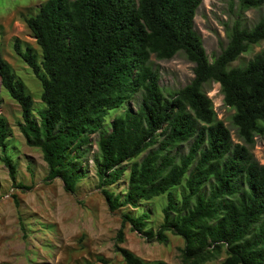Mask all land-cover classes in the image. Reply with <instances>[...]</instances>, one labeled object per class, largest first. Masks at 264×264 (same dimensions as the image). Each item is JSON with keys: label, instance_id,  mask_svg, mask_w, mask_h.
Masks as SVG:
<instances>
[{"label": "trees", "instance_id": "obj_1", "mask_svg": "<svg viewBox=\"0 0 264 264\" xmlns=\"http://www.w3.org/2000/svg\"><path fill=\"white\" fill-rule=\"evenodd\" d=\"M202 2L46 0L24 17L40 53L19 39L14 43L42 84L45 108L39 121L33 96L0 49L1 83L21 106L27 144L43 153L46 181L59 178L75 193L84 176L83 146L100 132L96 173L111 212L167 195L156 230L148 229L147 212L122 215L115 251L125 264H169L147 262L123 246L127 224L148 240L167 242L168 232L181 236L185 264H205L223 252L220 264H264V165L250 150L256 135L264 134V49L246 65L230 67L264 41V11L251 28L239 20L228 27L227 46L210 61L195 29ZM239 6L242 13L264 9V0H239ZM180 52L194 63V78L167 96L150 59H171ZM212 83L220 84L225 104L235 110L232 124L245 144H234L218 119L206 90ZM137 94L139 108H126L104 131L110 112ZM8 138L7 119L0 115V158L15 183ZM185 143H190L186 154L177 149ZM127 170L126 192L109 189Z\"/></svg>", "mask_w": 264, "mask_h": 264}, {"label": "rangeland", "instance_id": "obj_2", "mask_svg": "<svg viewBox=\"0 0 264 264\" xmlns=\"http://www.w3.org/2000/svg\"><path fill=\"white\" fill-rule=\"evenodd\" d=\"M46 0H0V49L21 78L34 99V116L39 121L40 110L45 108L41 99L42 84L26 61L15 51L19 39L23 45L33 46L39 53L36 39L27 27L24 17L35 14ZM263 8L241 12L239 0H203L195 16V29L201 34L204 47L213 61L229 42L228 27L237 20L245 27H253L261 18ZM264 49V41L243 53L230 67L244 66ZM150 64L160 73V85L167 96L182 89L194 78V63L180 52L171 59L151 56ZM212 98L218 119L230 129L233 143L245 144L232 124L235 110L224 102L219 83L206 86ZM141 94L135 95L123 107L110 112L104 131H110V122L126 108L137 110ZM0 115L7 119L9 127L7 153L17 166L16 184L8 167L0 158V264H125L121 254L115 251V238L121 226L122 215L150 214L148 229L156 230L163 222V208L167 195L151 201H142L137 208L122 207L111 212L99 186L95 156L98 154L100 132L90 135L80 157L83 178L75 193L64 189L63 181H46L48 165L40 148L27 144L21 132L23 123L21 106L3 87L0 79ZM190 143L177 148L181 153L189 151ZM255 159L264 165V134H258L250 146ZM176 151V150H175ZM148 151L136 160H141ZM132 161L124 166L130 168ZM129 170L122 180L109 187L123 194L128 187ZM123 246L131 249L147 262L163 260L169 264H185L181 249L184 239L168 232V241L148 240L142 234L125 227ZM226 253L205 264H220Z\"/></svg>", "mask_w": 264, "mask_h": 264}]
</instances>
